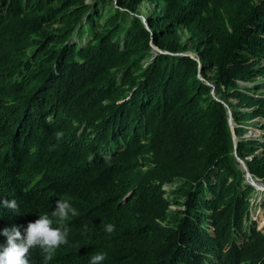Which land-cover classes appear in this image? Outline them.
<instances>
[{
  "label": "trees",
  "instance_id": "16d2710c",
  "mask_svg": "<svg viewBox=\"0 0 264 264\" xmlns=\"http://www.w3.org/2000/svg\"><path fill=\"white\" fill-rule=\"evenodd\" d=\"M110 1L0 0V245L4 229L24 233L67 199L78 215L48 264H90L100 252L102 264H264L224 104L235 122L264 117V4L148 0L157 15L146 29L120 9L105 17ZM187 48L197 60L173 55ZM177 183L170 201L164 185ZM12 199L16 210L3 206ZM28 260L43 264L41 249Z\"/></svg>",
  "mask_w": 264,
  "mask_h": 264
},
{
  "label": "rangeland",
  "instance_id": "374dc122",
  "mask_svg": "<svg viewBox=\"0 0 264 264\" xmlns=\"http://www.w3.org/2000/svg\"><path fill=\"white\" fill-rule=\"evenodd\" d=\"M258 4H264V0H255ZM95 3V2H94ZM87 4H92V1L87 2ZM134 7V11L128 10L126 8H122L118 4V0H111L109 5H106L104 8V5L102 7L103 14L105 17L113 15L118 9L119 11H123V15L125 19L130 18H138L141 20V22L144 24L146 29H149L148 24V17L156 16V8L154 5L148 1V0H142L141 2L132 3ZM127 11V12H125ZM80 36H75L76 42L80 41L83 42L84 40H87V34L81 36L83 41L79 38ZM175 43L180 44V48L184 49L186 45L190 44V37L186 32H182L179 34L177 39L175 40ZM183 51V50H182ZM155 52L158 54H163L166 52L160 51L158 48H155ZM175 56H188L191 57L194 60L198 59L197 54L194 52L192 48H187L185 52L173 54ZM171 55V56H173ZM148 60L144 61L145 63ZM198 79L202 80L204 83L212 87V96L215 100H220L219 91H217V87L209 82V80H206L203 75L199 74L197 76ZM237 86L240 88H247V90L254 87V82H236ZM226 91V89H224ZM223 92V96H227L226 92ZM259 95L264 94V89L261 90ZM223 102V101H222ZM229 104H231L233 107L237 105V102L233 99L228 100ZM225 106H227V109H230V106L227 103H224ZM232 112V110H231ZM236 129H239V134L236 133ZM229 130L231 134V138L234 145V159L236 160L238 164V169L242 171L244 174V182L248 186L252 187L254 189V194L252 195V213H251V222L257 224V229L264 234V181L257 177H253L248 166V162H252L254 165L258 166L261 172H264V117H259L256 120L252 121H236L233 118L232 115V125L229 122ZM256 140L257 141V147H261L255 155H250L249 152L246 153V159L238 155V151L235 152V141H237V150H238V143L242 142L244 145H246L248 142ZM255 158V159H254ZM254 161V162H253ZM248 174H251V177H248ZM179 185L177 184H167L164 185L165 192V198L168 200H173V194L172 192L178 188ZM179 206L172 205V210H176ZM184 207V206H183ZM182 207V209H183ZM180 209V208H179Z\"/></svg>",
  "mask_w": 264,
  "mask_h": 264
},
{
  "label": "clouds",
  "instance_id": "9594fccd",
  "mask_svg": "<svg viewBox=\"0 0 264 264\" xmlns=\"http://www.w3.org/2000/svg\"><path fill=\"white\" fill-rule=\"evenodd\" d=\"M62 136V132L56 133L57 139ZM3 206L11 210H16L18 207L15 199L4 200ZM70 215H78L76 209L67 199H58L51 217L48 213L40 214L35 222L28 223L24 233L17 226L4 229L2 235L7 237V244L0 245V264H29L28 253L37 247L41 249L43 264H48L53 259L56 249L68 242L69 229L66 222ZM54 223L58 226L54 227ZM85 229L87 230V225ZM114 230V224L109 223L104 226V231L109 234ZM105 258L104 253H95L91 256L90 264H102Z\"/></svg>",
  "mask_w": 264,
  "mask_h": 264
},
{
  "label": "water",
  "instance_id": "95a60500",
  "mask_svg": "<svg viewBox=\"0 0 264 264\" xmlns=\"http://www.w3.org/2000/svg\"><path fill=\"white\" fill-rule=\"evenodd\" d=\"M227 107V106H225ZM228 108V107H227ZM228 114H229V122L232 125V112L230 109H228ZM237 151V141H235V152ZM248 177H251V174H248Z\"/></svg>",
  "mask_w": 264,
  "mask_h": 264
}]
</instances>
